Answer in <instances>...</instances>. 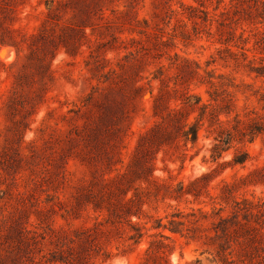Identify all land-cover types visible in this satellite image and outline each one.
I'll use <instances>...</instances> for the list:
<instances>
[{
    "label": "rangeland",
    "instance_id": "rangeland-1",
    "mask_svg": "<svg viewBox=\"0 0 264 264\" xmlns=\"http://www.w3.org/2000/svg\"><path fill=\"white\" fill-rule=\"evenodd\" d=\"M229 1L0 0V264H264V0Z\"/></svg>",
    "mask_w": 264,
    "mask_h": 264
},
{
    "label": "trees",
    "instance_id": "trees-1",
    "mask_svg": "<svg viewBox=\"0 0 264 264\" xmlns=\"http://www.w3.org/2000/svg\"><path fill=\"white\" fill-rule=\"evenodd\" d=\"M235 3H236V0H230L228 3L223 4L222 5L223 11H228L230 8H232L234 6ZM188 7L189 8H194L192 6H188ZM189 133H190V137L188 136ZM183 136H184V140L185 141L186 140H190L192 143L195 142L196 136H197V126H196V124L188 125V130L183 132ZM222 151H223V148L221 147V145L218 144V143H215L212 146V149H211V158H212V160L213 161L217 160L220 157ZM240 155H234V157L232 158V162L230 164L231 165H233V164H243L245 159H246V155H245V153H242Z\"/></svg>",
    "mask_w": 264,
    "mask_h": 264
},
{
    "label": "bare ground",
    "instance_id": "bare-ground-1",
    "mask_svg": "<svg viewBox=\"0 0 264 264\" xmlns=\"http://www.w3.org/2000/svg\"><path fill=\"white\" fill-rule=\"evenodd\" d=\"M0 54H2V51H1V53Z\"/></svg>",
    "mask_w": 264,
    "mask_h": 264
}]
</instances>
